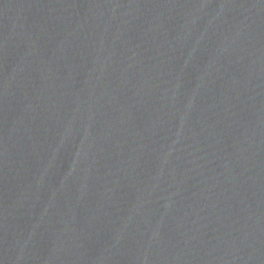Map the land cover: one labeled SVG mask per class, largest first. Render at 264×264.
<instances>
[{
	"label": "water",
	"instance_id": "water-1",
	"mask_svg": "<svg viewBox=\"0 0 264 264\" xmlns=\"http://www.w3.org/2000/svg\"><path fill=\"white\" fill-rule=\"evenodd\" d=\"M0 264H264V0H0Z\"/></svg>",
	"mask_w": 264,
	"mask_h": 264
}]
</instances>
